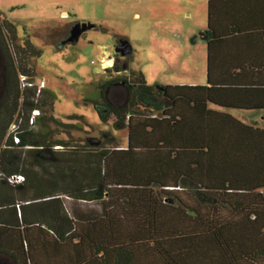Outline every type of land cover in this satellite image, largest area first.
<instances>
[{
    "label": "trees",
    "instance_id": "16d2710c",
    "mask_svg": "<svg viewBox=\"0 0 264 264\" xmlns=\"http://www.w3.org/2000/svg\"><path fill=\"white\" fill-rule=\"evenodd\" d=\"M211 3L204 85H149L139 70L121 75L117 57L105 68L113 75L92 107L125 130L111 148L50 141L46 120L74 125L51 115L26 123L52 94L19 99L2 33L13 40L15 26L0 16V264H264V129L195 111L204 101L264 109V40L213 27ZM20 52L40 54L27 40ZM15 110L17 143L5 135Z\"/></svg>",
    "mask_w": 264,
    "mask_h": 264
},
{
    "label": "rangeland",
    "instance_id": "374dc122",
    "mask_svg": "<svg viewBox=\"0 0 264 264\" xmlns=\"http://www.w3.org/2000/svg\"><path fill=\"white\" fill-rule=\"evenodd\" d=\"M169 1L177 2V0H0L2 11L0 16L4 15L3 18L16 25L13 40L5 30L2 31L4 48L13 61L16 79L21 73L43 80L44 89L50 91L52 99L40 105V114H43L44 118L51 115L56 120L74 124L73 127H68L46 120L42 131L48 135L50 141L65 138L71 147L77 149L87 147L88 143L94 145L92 142L107 148L125 145V130L112 128L114 117L109 115L105 122H101L92 107V100L98 98V84L113 75L112 72L105 71L102 64L107 57H117L118 61L125 64V69L121 72L125 77L129 76L130 70H140L149 85L198 81L204 83L203 41L190 43L186 39L182 43L176 37L172 38V41L165 37L167 30L164 31L163 23L167 20L163 21L161 12L164 11L163 5L169 7ZM55 3H60L59 8H55ZM196 6L198 7V4ZM60 7L67 9L68 17L58 18L57 21L55 14ZM133 13H137V16H133ZM13 17H17L19 22H15ZM49 18L56 19V22H45V19ZM80 18L83 20L79 23H90L92 26L83 30L76 40L67 43L65 40L71 24L77 23ZM65 22L70 24L61 25ZM123 36L128 38L133 51L121 56L114 52L113 48L124 40ZM26 40L40 50L39 56L30 57L20 52V46ZM19 59L24 63V72L21 71ZM1 72L0 55V76ZM1 86L0 108L4 101ZM132 108L144 111L137 106ZM15 116L16 110L10 121ZM70 116L72 118H68ZM244 118L247 121L264 120L258 113H245ZM37 128L40 129L39 123Z\"/></svg>",
    "mask_w": 264,
    "mask_h": 264
},
{
    "label": "crops",
    "instance_id": "0c3cea01",
    "mask_svg": "<svg viewBox=\"0 0 264 264\" xmlns=\"http://www.w3.org/2000/svg\"><path fill=\"white\" fill-rule=\"evenodd\" d=\"M211 1H212L211 23L213 24V27L217 28L218 30H230L232 28L254 30L253 33H251L253 35V38L257 39L258 41L264 40V0H211ZM169 2H170L169 7L163 5L164 11L161 12L163 14L162 16L163 21L167 20L166 23H163V26L165 27L164 31L167 30V34H165L166 39L168 41H172V38L176 37L177 39H180L182 43H184L186 39H188L190 43H194L197 40H202L204 43V59H205L204 83L198 81V82L175 83V84L204 85L206 80V44H205L204 30L206 28L207 0H177V2L176 1H169ZM196 4H198V7L196 6ZM54 6L55 8L56 7L59 8L60 3H55ZM1 12L2 11L0 10V14ZM133 16H137V13H133ZM55 17L57 21L58 18L66 19L68 17L67 9L65 7H60V9L55 14ZM13 18H14L13 20H16L15 22H19L18 21L19 19L17 17H13ZM56 19H52V18L45 19V22L46 21L56 22ZM80 20H83V18H80L79 21L77 22L79 23ZM65 24H70V22H65L61 25H65ZM14 26L16 28L15 24ZM123 39L128 42L131 53L133 49L130 42L128 41V38L123 36ZM221 40L223 39L221 38ZM220 52L223 53L222 51ZM113 58L114 57L112 58L107 57L106 60L110 59L109 60L110 64H108L109 66L112 64ZM107 66H105V68H107ZM191 107H192L191 103H188L185 109L189 111ZM195 111L199 112V115L202 116L201 118L218 119L220 122L229 123L230 121L228 117H231L234 120L241 123L242 125L251 126L253 128L255 127V128L264 129V120L260 122L255 120L247 121L244 118L245 113H250V114L258 113L262 115V117L264 118V109L251 110V109H243V108H230V107L218 106L216 104L211 103L210 101H204L203 107H201L200 109H195Z\"/></svg>",
    "mask_w": 264,
    "mask_h": 264
},
{
    "label": "built area",
    "instance_id": "2783aa9c",
    "mask_svg": "<svg viewBox=\"0 0 264 264\" xmlns=\"http://www.w3.org/2000/svg\"><path fill=\"white\" fill-rule=\"evenodd\" d=\"M17 79H18V89L20 91L19 99H21L22 94L27 93V91L33 92V97L36 98L40 95L41 91L45 88V83L43 80L34 79L29 76H26L25 74H21V73L18 74ZM39 115H40L39 107H36V106L32 107L26 116V123L28 125H33L36 118ZM18 123H19V120L16 122L13 118L11 122L9 123L7 130H6V134H5L11 137L13 143L18 142V135L16 133L17 132L16 130L18 128ZM20 179H21V176L15 175V176H12L9 180L19 181Z\"/></svg>",
    "mask_w": 264,
    "mask_h": 264
},
{
    "label": "water",
    "instance_id": "95a60500",
    "mask_svg": "<svg viewBox=\"0 0 264 264\" xmlns=\"http://www.w3.org/2000/svg\"><path fill=\"white\" fill-rule=\"evenodd\" d=\"M92 24L90 23H75L71 30L69 36L66 38L65 41L72 42L78 38V36L81 34L83 30H85L88 27H91ZM114 52L119 53L121 56H124L130 52V46L126 40H121L118 44L114 46Z\"/></svg>",
    "mask_w": 264,
    "mask_h": 264
},
{
    "label": "bare ground",
    "instance_id": "6f19581e",
    "mask_svg": "<svg viewBox=\"0 0 264 264\" xmlns=\"http://www.w3.org/2000/svg\"><path fill=\"white\" fill-rule=\"evenodd\" d=\"M102 58V57H101ZM110 60V59H109ZM106 60V61H102L103 66H107L108 64H110V61Z\"/></svg>",
    "mask_w": 264,
    "mask_h": 264
},
{
    "label": "flooded vegetation",
    "instance_id": "af4514ba",
    "mask_svg": "<svg viewBox=\"0 0 264 264\" xmlns=\"http://www.w3.org/2000/svg\"><path fill=\"white\" fill-rule=\"evenodd\" d=\"M73 26V25H72ZM72 26L70 27V29H69V34H70V30H71V28H72ZM69 34H68V36H69ZM67 36H65V38H66Z\"/></svg>",
    "mask_w": 264,
    "mask_h": 264
}]
</instances>
